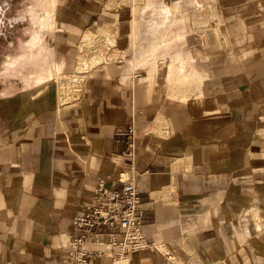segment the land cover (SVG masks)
<instances>
[{
	"label": "crops",
	"instance_id": "0c3cea01",
	"mask_svg": "<svg viewBox=\"0 0 264 264\" xmlns=\"http://www.w3.org/2000/svg\"><path fill=\"white\" fill-rule=\"evenodd\" d=\"M108 6L118 4L54 5L53 63L71 73L85 34L109 16L120 44L142 40L140 76L112 62L65 103L56 81L0 98V264H111L72 259L68 241L98 181L116 188L121 173L132 176V118L153 245L129 264H264V236L247 211H264V0ZM238 195L245 205L236 210Z\"/></svg>",
	"mask_w": 264,
	"mask_h": 264
},
{
	"label": "rangeland",
	"instance_id": "374dc122",
	"mask_svg": "<svg viewBox=\"0 0 264 264\" xmlns=\"http://www.w3.org/2000/svg\"><path fill=\"white\" fill-rule=\"evenodd\" d=\"M58 1L0 0V98L18 94L20 91L30 89L44 81H56L59 97H61L59 98L60 102H63L62 95L67 91L70 92V98L68 97L67 101L74 100L81 95L82 88L79 92L73 91V87L77 83H72L75 77L71 74L78 71L80 58L86 53L90 57H97L98 60L87 68L89 71L84 73L85 77L97 66L112 62L129 65V69L132 70V74H130L132 77L134 76L133 71L138 72L135 70L137 65L134 67L133 53H139L140 49L143 48L142 40L138 38L136 33V37L131 38L129 44H120L119 42L122 40L120 22L108 16L107 21H104L100 28L92 30L91 43L87 44L83 37L79 46L75 69L71 73L61 74L60 69L53 63L52 52L48 43L54 34V28H52L55 20L54 5L56 6ZM113 1L118 6H108L110 12L113 9L128 5L134 11L135 7L143 0ZM208 16L211 18L210 15ZM105 29L107 33H105ZM135 38L137 40L132 45L131 43ZM85 77H78L81 80L79 85L82 84L83 86ZM239 199L238 195L234 201L232 200L236 210L240 209L239 206L245 205L244 200L241 203ZM247 211L253 213L257 231L264 236V211L251 206L247 207Z\"/></svg>",
	"mask_w": 264,
	"mask_h": 264
},
{
	"label": "built area",
	"instance_id": "2783aa9c",
	"mask_svg": "<svg viewBox=\"0 0 264 264\" xmlns=\"http://www.w3.org/2000/svg\"><path fill=\"white\" fill-rule=\"evenodd\" d=\"M84 73L76 71L71 74L75 77L72 83ZM133 74L135 77L140 75L135 71ZM77 84L73 91L79 92L82 84ZM67 93L70 96V92ZM136 135L132 118L127 129L126 151L131 161L132 176L123 177L124 172L121 173V185L116 188L107 187L105 179H100L86 205V211L74 220L76 230L68 241V247L70 257L76 261L89 262L101 257L109 258L111 264H129L134 252L153 245L142 229L144 214L135 179Z\"/></svg>",
	"mask_w": 264,
	"mask_h": 264
},
{
	"label": "bare ground",
	"instance_id": "6f19581e",
	"mask_svg": "<svg viewBox=\"0 0 264 264\" xmlns=\"http://www.w3.org/2000/svg\"><path fill=\"white\" fill-rule=\"evenodd\" d=\"M206 21V20H205ZM200 25V24H199ZM105 26V25H104ZM205 25H203V27H204ZM207 26V25H206ZM107 27V26H106ZM108 28V27H107ZM111 28V27H110ZM116 28H117V26H116ZM115 28V29H116ZM193 28V27H192ZM113 29H114V27H113ZM119 29V28H118ZM101 30V29H100ZM106 30V29H105ZM196 30V29H195ZM99 31V30H98ZM102 31V30H101ZM100 31V33H102ZM115 31H117V30H115ZM203 31V30H202ZM92 32L93 31H90V32H88V33H86L85 34V36H84V40L86 41V43L87 44H89V43H91V41H92ZM119 32V31H118ZM204 32V31H203ZM105 33H107V30H106V32ZM115 33V32H114ZM109 35V34H108ZM115 35V34H114ZM205 35V34H204ZM113 36V35H112ZM111 38V37H110ZM114 39V38H113ZM116 39V38H115ZM93 40H94V38H93ZM110 40V39H109ZM108 40V41H109ZM117 41V40H116ZM114 43H115V41H113ZM89 47V46H88ZM87 47V48H88ZM134 55H137L138 53H133ZM88 55V53H86L85 55H83L81 58H80V61H79V65H78V72H87V71H89V69H87V68H89L92 64H94V63H96L97 62V60H98V58L97 57H90L89 55ZM137 57H134V61H135V64H134V66H136L137 65ZM62 74V73H61ZM60 76H63V75H60ZM81 77H84L83 75L81 76ZM75 82L76 83H80L81 82V80H80V78H76V80H75ZM60 87V86H59ZM61 88V87H60ZM59 93V92H58ZM68 97H69V94L67 93V92H64V94L62 95V99H63V102L62 103H65L67 100H68ZM59 98H61V97H59ZM70 98V97H69ZM123 264V263H122Z\"/></svg>",
	"mask_w": 264,
	"mask_h": 264
}]
</instances>
